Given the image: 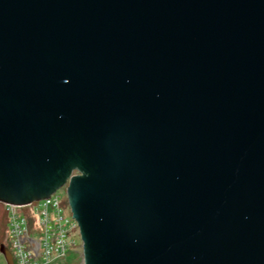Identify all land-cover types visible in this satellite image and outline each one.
<instances>
[{"label":"water","instance_id":"obj_1","mask_svg":"<svg viewBox=\"0 0 264 264\" xmlns=\"http://www.w3.org/2000/svg\"><path fill=\"white\" fill-rule=\"evenodd\" d=\"M62 187L83 264H264V0H0V202Z\"/></svg>","mask_w":264,"mask_h":264},{"label":"built area","instance_id":"obj_2","mask_svg":"<svg viewBox=\"0 0 264 264\" xmlns=\"http://www.w3.org/2000/svg\"><path fill=\"white\" fill-rule=\"evenodd\" d=\"M59 189L26 204L0 202L6 211L14 264H67L78 256L82 257L79 264H83L80 226L67 195L63 199Z\"/></svg>","mask_w":264,"mask_h":264},{"label":"rangeland","instance_id":"obj_3","mask_svg":"<svg viewBox=\"0 0 264 264\" xmlns=\"http://www.w3.org/2000/svg\"><path fill=\"white\" fill-rule=\"evenodd\" d=\"M58 191H59V193L62 194L63 199H65L66 198V190H65V188L62 187ZM6 218H7L6 217V213L4 214L3 207L0 204V233L3 234V237L5 236V238H7V240H5V243L9 247V249L12 250L11 246L9 245V241H8V228H7ZM5 243L4 244L0 243V246L1 245H5ZM81 258H82L81 256L76 257V259L71 257L67 264H77V263L79 264L81 262ZM75 261H77V262L74 263ZM0 264H6L4 256L2 255L1 252H0Z\"/></svg>","mask_w":264,"mask_h":264},{"label":"trees","instance_id":"obj_4","mask_svg":"<svg viewBox=\"0 0 264 264\" xmlns=\"http://www.w3.org/2000/svg\"><path fill=\"white\" fill-rule=\"evenodd\" d=\"M1 205H2V207H3V210H4V214L6 213V211H5V207H4V205L2 204V203H0ZM5 240H7V238H5V236L3 237V234L2 233H0V243L1 244H4L5 243ZM6 244V243H5ZM9 248V247H8ZM77 261H75L74 263H76ZM78 264V263H77Z\"/></svg>","mask_w":264,"mask_h":264},{"label":"flooded vegetation","instance_id":"obj_5","mask_svg":"<svg viewBox=\"0 0 264 264\" xmlns=\"http://www.w3.org/2000/svg\"><path fill=\"white\" fill-rule=\"evenodd\" d=\"M6 245V244H5ZM7 246V245H6ZM8 247V246H7Z\"/></svg>","mask_w":264,"mask_h":264}]
</instances>
